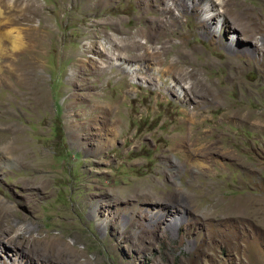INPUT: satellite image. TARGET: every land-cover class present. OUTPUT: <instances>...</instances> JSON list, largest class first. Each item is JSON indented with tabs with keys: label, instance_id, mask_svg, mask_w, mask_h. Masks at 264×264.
<instances>
[{
	"label": "rangeland",
	"instance_id": "1",
	"mask_svg": "<svg viewBox=\"0 0 264 264\" xmlns=\"http://www.w3.org/2000/svg\"><path fill=\"white\" fill-rule=\"evenodd\" d=\"M184 1L9 15L23 44L0 61V264L76 263L40 235L74 243L76 264H264V0Z\"/></svg>",
	"mask_w": 264,
	"mask_h": 264
},
{
	"label": "bare ground",
	"instance_id": "2",
	"mask_svg": "<svg viewBox=\"0 0 264 264\" xmlns=\"http://www.w3.org/2000/svg\"><path fill=\"white\" fill-rule=\"evenodd\" d=\"M12 0H0V61L3 58V55H5L6 53V43H9L12 46L13 50H18L20 48V46H22L23 41H22V35H21V29H17L16 33L14 32V26L13 21L11 20V18H9L10 14L13 13H17V17L19 20H26V18L31 17V11H28L27 7L25 6V3L28 0H15V4L12 5L11 3ZM177 1V5L180 8L179 10L185 14V11L188 9L187 4L184 0H176ZM213 1V0H212ZM222 2V0H220ZM226 4L231 3V0H225ZM173 4V3H172ZM200 4V3H199ZM208 4H210L213 8L216 7V4H214L213 2H209ZM200 6V5H199ZM177 7V6H176ZM210 8V6L208 7ZM171 9V8H170ZM194 9V10H192ZM190 7L191 11L195 12V15L200 14V10H198L197 8V4L194 5L193 7ZM175 10V9H174ZM170 10V18L175 19V21H177L178 19H180L182 17V15H177L175 12ZM177 10V11H179ZM179 11V12H180ZM209 11V10H208ZM187 12V11H186ZM226 12V11H225ZM169 13V12H168ZM28 17V18H29ZM214 17V16H213ZM196 20L198 21V23H201V30L207 31L208 33H211V27H210V22L209 20L210 18H203L202 15H198L195 17ZM213 19V18H212ZM211 19V20H212ZM169 22H171V20H169ZM181 22V21H180ZM172 23V22H171ZM22 24V23H21ZM152 24V23H151ZM158 27V26H157ZM218 29V28H217ZM213 31L215 32H219L218 30ZM223 29V28H222ZM212 31V30H211ZM222 31V30H221ZM246 34V33H245ZM112 38V37H111ZM130 38V37H129ZM164 39V38H163ZM125 41V39H124ZM111 42V41H110ZM115 43V42H114ZM114 45V44H113ZM9 47V46H8ZM163 48V47H162ZM164 53V52H163ZM130 54V53H129ZM117 56V55H116ZM115 56V57H116ZM112 57V56H111ZM107 58V57H106ZM124 58V57H123ZM122 58V59H123ZM126 58V57H125ZM141 61V60H140ZM143 61V60H142ZM114 62V61H112ZM137 62V61H136ZM128 63L126 59H124V64ZM181 63V62H180ZM123 64V65H124ZM120 67H122V64H119ZM186 68V67H185ZM134 73V72H132ZM73 125V124H72ZM71 126V125H70ZM19 145V144H18ZM5 151L8 153H13V151H17L18 153H24V149L21 146H17L16 148H10V147H5L4 148ZM192 155L194 156H199L201 155V152H199L197 149H192ZM206 153L203 154V156H205ZM17 157V156H16ZM35 160V159H34ZM33 160V161H34ZM32 163V162H31ZM30 163V164H31ZM36 165V164H34ZM197 165L202 166L200 163H197ZM203 167V166H202ZM199 168V167H198ZM5 227V226H4ZM6 229V228H5ZM18 230V229H17ZM16 230V232H17ZM3 232V231H2ZM1 234V233H0ZM9 236V235H8ZM24 237V236H23ZM27 237V236H26ZM50 237V236H49ZM3 239V237H2ZM64 237H51L50 239L45 238L44 236L40 235L38 236V240L37 239H33V243L37 244L40 248V250H46L48 253L50 254H54V255H58V257H61L63 255H72L74 254V258H76V263L77 260L79 258H81V255L83 254V252H81V250L78 249H74L75 248V244L73 243L72 245H69V243H66L64 240ZM1 240V239H0ZM8 240V239H7ZM22 241L25 242V239H21ZM15 239V237L9 238V242L11 243V245H13L14 243H17ZM30 241V240H29ZM32 241V240H31ZM3 242V241H1ZM68 242V241H67ZM19 243V242H18ZM24 244V243H23ZM26 244V243H25ZM18 245V244H17ZM43 245H47V247H44ZM44 247V248H41ZM74 246V248H73ZM14 247V246H12ZM19 252V250H18ZM21 255V254H20ZM84 255V254H83ZM82 255V256H83ZM73 257V256H72ZM84 257V256H83ZM67 258V257H66ZM17 259V258H16ZM82 260V259H81ZM75 263V264H76ZM89 263V262H88Z\"/></svg>",
	"mask_w": 264,
	"mask_h": 264
}]
</instances>
